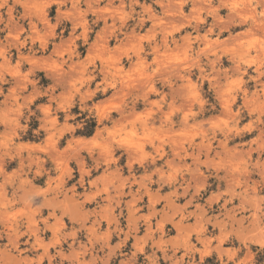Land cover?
Wrapping results in <instances>:
<instances>
[{"label": "clouds", "instance_id": "9594fccd", "mask_svg": "<svg viewBox=\"0 0 264 264\" xmlns=\"http://www.w3.org/2000/svg\"><path fill=\"white\" fill-rule=\"evenodd\" d=\"M0 264H264V0H0Z\"/></svg>", "mask_w": 264, "mask_h": 264}]
</instances>
